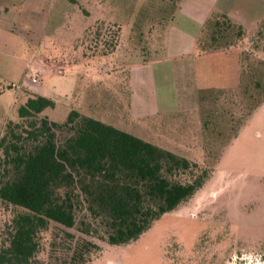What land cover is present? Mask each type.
<instances>
[{"label":"rangeland","instance_id":"obj_1","mask_svg":"<svg viewBox=\"0 0 264 264\" xmlns=\"http://www.w3.org/2000/svg\"><path fill=\"white\" fill-rule=\"evenodd\" d=\"M223 14L244 38L221 28L211 40ZM184 15L210 17L197 53L222 56L180 74L184 61L167 58L198 31ZM263 22L264 0H0V136L43 93L54 107L40 117L61 124L77 111L212 169L202 190L127 246L48 222L34 264H67L81 239L101 247L91 264H264V54L250 43ZM17 211L0 200V252Z\"/></svg>","mask_w":264,"mask_h":264},{"label":"trees","instance_id":"obj_2","mask_svg":"<svg viewBox=\"0 0 264 264\" xmlns=\"http://www.w3.org/2000/svg\"><path fill=\"white\" fill-rule=\"evenodd\" d=\"M221 19L210 26L211 40L221 28L245 37L242 26L225 14ZM250 43L264 54V22ZM52 107L43 96L27 99L0 136V200L23 210L11 219L0 264H34L37 235L50 221L109 245H130L211 178V168L77 111L61 124L40 117ZM58 131L67 133L63 142ZM98 253L99 245L81 239L67 264H91Z\"/></svg>","mask_w":264,"mask_h":264},{"label":"crops","instance_id":"obj_3","mask_svg":"<svg viewBox=\"0 0 264 264\" xmlns=\"http://www.w3.org/2000/svg\"><path fill=\"white\" fill-rule=\"evenodd\" d=\"M195 9L199 10L201 13H204V12H202L203 10H201L200 8H195ZM184 16L189 23H191L193 26H197L198 31L193 37L189 36V40H187L189 42V49H187V51H185L183 53L171 55V57L167 58V59H172V60L181 59L184 61L185 64H183L182 66H179V68H178V71L180 74L185 73L186 69H188L186 67L195 66V65H199V64L202 65V64H204L205 61H207L206 59H208V58L211 59V58L216 57V56H222L221 55L222 53H220V52H206V53H200V54L197 53L199 37L201 35V32L204 28L205 23L210 19V17L202 18L199 20V19H196V18L191 17L189 15H184ZM183 35H185V34L183 33ZM180 40H184V39L179 38V41ZM161 61H163V58L159 57L158 59H152L149 61H145V62L139 64V66L148 68V67H151L154 63H158ZM140 78H141L139 81L140 87L142 85L147 84L148 79L147 80L144 79L143 76H141ZM41 92H43V91H41ZM111 95H112V93H111ZM38 96L45 97L43 95V93H40V94L38 93ZM113 96H114V94L111 96V99L114 100ZM155 115H159V113L154 111L153 114H151V117H154Z\"/></svg>","mask_w":264,"mask_h":264},{"label":"built area","instance_id":"obj_4","mask_svg":"<svg viewBox=\"0 0 264 264\" xmlns=\"http://www.w3.org/2000/svg\"><path fill=\"white\" fill-rule=\"evenodd\" d=\"M31 81H32L33 83H36V82H37V79L34 78V77H32V78H31Z\"/></svg>","mask_w":264,"mask_h":264}]
</instances>
